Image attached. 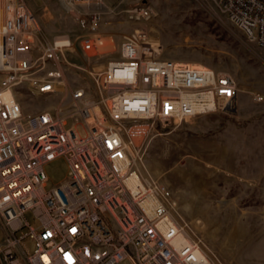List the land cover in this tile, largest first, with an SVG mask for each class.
Wrapping results in <instances>:
<instances>
[{
	"label": "built area",
	"instance_id": "built-area-1",
	"mask_svg": "<svg viewBox=\"0 0 264 264\" xmlns=\"http://www.w3.org/2000/svg\"><path fill=\"white\" fill-rule=\"evenodd\" d=\"M102 1L58 0L66 11ZM213 1L264 47V0ZM100 11L92 10L94 27ZM156 16L151 4L128 8L133 29L118 54L101 69L83 68L91 86L66 88L64 79L42 76L41 65L72 63L66 54L77 43L94 55L103 37L42 40L26 0H0V264H214L195 244L174 241L182 229L173 214V192L161 180L142 177L135 153L160 125L233 113L241 87L229 71L161 57L146 27ZM22 86L38 95L66 89L69 102L25 112L17 97ZM60 157L69 174L48 190L45 166ZM30 210L36 226L25 218ZM26 226L28 232L18 237ZM28 237L35 244L32 253L22 247Z\"/></svg>",
	"mask_w": 264,
	"mask_h": 264
},
{
	"label": "rangeland",
	"instance_id": "rangeland-1",
	"mask_svg": "<svg viewBox=\"0 0 264 264\" xmlns=\"http://www.w3.org/2000/svg\"><path fill=\"white\" fill-rule=\"evenodd\" d=\"M26 1L38 17L42 40L87 33L104 39L94 55L83 53L77 43L76 51L66 54L72 63L41 65L42 76L64 79L66 88L91 86L83 68L101 69L118 54L119 44L133 29L127 9L142 3L157 12L146 27L161 57L233 74L241 87L233 113L212 112L160 125L159 133L138 142L134 163L144 179L161 180L172 190L178 225L214 264H264V47L250 41L213 0H103L92 7L77 4L71 11L58 0ZM92 10H101L95 27ZM17 97L28 113L69 102L66 89L38 95L22 86ZM45 170L49 190L68 176L69 164L60 157ZM25 218L37 225L32 210ZM28 230L26 226L16 235ZM4 239L0 228V243ZM21 243L27 253L34 251L31 238Z\"/></svg>",
	"mask_w": 264,
	"mask_h": 264
},
{
	"label": "bare ground",
	"instance_id": "bare-ground-1",
	"mask_svg": "<svg viewBox=\"0 0 264 264\" xmlns=\"http://www.w3.org/2000/svg\"><path fill=\"white\" fill-rule=\"evenodd\" d=\"M186 62H189V61H186ZM189 63L195 64V65H202V64H200V62H189ZM13 97H14V95H13L12 92H8V93L5 95V98H6L7 100H9V101H11V100L13 99ZM140 177H141V176H140ZM174 241H175L178 245H180V246H182V245H184V244H186V243H191V242H190V239H189V235H188L185 231L180 232V234H178V235L175 237ZM198 251H199L200 253H203V251H201L200 248H198ZM203 254H204V253H203Z\"/></svg>",
	"mask_w": 264,
	"mask_h": 264
}]
</instances>
